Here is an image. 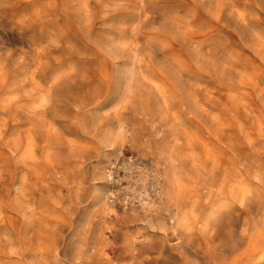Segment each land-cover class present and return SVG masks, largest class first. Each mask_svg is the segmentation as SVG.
Masks as SVG:
<instances>
[{"label":"rangeland","instance_id":"1","mask_svg":"<svg viewBox=\"0 0 264 264\" xmlns=\"http://www.w3.org/2000/svg\"><path fill=\"white\" fill-rule=\"evenodd\" d=\"M0 264H264V0H0Z\"/></svg>","mask_w":264,"mask_h":264}]
</instances>
